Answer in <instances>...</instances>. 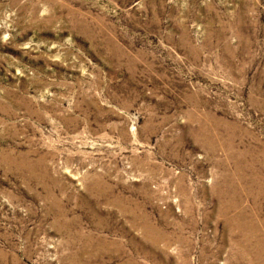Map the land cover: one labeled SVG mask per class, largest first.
<instances>
[{"label": "rangeland", "instance_id": "1", "mask_svg": "<svg viewBox=\"0 0 264 264\" xmlns=\"http://www.w3.org/2000/svg\"><path fill=\"white\" fill-rule=\"evenodd\" d=\"M0 264H264V0H0Z\"/></svg>", "mask_w": 264, "mask_h": 264}]
</instances>
